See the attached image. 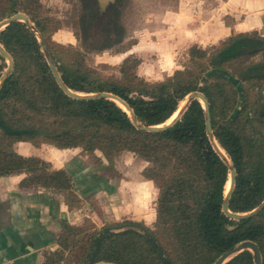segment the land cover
<instances>
[{
	"label": "trees",
	"instance_id": "1",
	"mask_svg": "<svg viewBox=\"0 0 264 264\" xmlns=\"http://www.w3.org/2000/svg\"><path fill=\"white\" fill-rule=\"evenodd\" d=\"M19 12L30 18L70 90L114 94L129 105L136 122L114 101L77 100L67 95L58 85L32 25L14 22L0 32V44L15 63L0 89V177L25 174L21 188L48 189L63 195L70 209L81 206L67 170H54L44 159L15 151L16 143L29 142L36 147L99 149L112 163L115 156L132 152L148 163L142 176L159 190L154 229L124 222L86 233L83 225L63 223L59 250L47 253L44 264H214L244 241L259 246L264 264V210L239 221L223 211L230 169L211 143L203 104L193 101L180 120L159 133L141 131L136 125H165L191 93H204L214 138L236 169L229 210L245 214L260 206L264 201V102L253 106L247 102L240 108L243 87L228 72L238 58L257 54L248 52L250 44L243 43L249 36L229 38L209 57L206 50L192 47L196 69L177 71L162 82L140 79V61L134 57L125 60L122 80L104 79L86 65L80 51L70 54L54 47L58 45L52 36L60 24L43 15L40 0H6V6L0 7V22ZM88 30L83 25L85 37ZM113 31L115 39L109 36L103 49L122 41L124 28L114 22ZM207 57V65L201 63ZM259 65L245 72L252 73ZM7 68L6 58L0 54V80ZM207 73V84L202 86ZM112 165L105 172L120 177ZM126 227L145 233L135 229L114 232ZM67 251L72 254L70 260L65 257ZM226 264H255L253 253L245 250Z\"/></svg>",
	"mask_w": 264,
	"mask_h": 264
},
{
	"label": "rangeland",
	"instance_id": "2",
	"mask_svg": "<svg viewBox=\"0 0 264 264\" xmlns=\"http://www.w3.org/2000/svg\"><path fill=\"white\" fill-rule=\"evenodd\" d=\"M41 1L43 15L51 16L60 24V29L52 36V41L60 47H54L70 54L80 51L86 65L104 79L122 80L121 68L125 60L134 57L140 61L137 69L140 79L149 83L162 82L175 75L177 71L196 69L197 66L190 55L192 47L206 50L209 57L215 48L225 42L221 41L206 48L191 41H188L186 45L180 42V48H177L173 58L170 56L171 47L168 35L169 33L177 34L180 30L182 31V28L178 23L169 25V23L163 22L162 15L177 11L180 0H122L120 23L124 28L123 39L111 48L103 49L109 41L106 34L108 28L105 26L108 18L105 20L94 19L90 22V33L84 37L79 22L82 10L78 0ZM1 6H6V0H0ZM23 7L24 5L20 8ZM164 24H167V31ZM246 34L264 39V36L262 37L264 29ZM187 39L189 40V38ZM132 51L134 52L132 53ZM208 57L201 63L207 65ZM263 62L264 51H260L253 55H244L228 66L229 74L243 87V99L240 98L242 102H239L241 106L247 102L253 106L264 101V81H242V75L249 67ZM6 63L8 65L7 60ZM209 76L210 73L203 75L202 86L207 84ZM181 105L182 103L180 108ZM249 116H253L251 110H249ZM37 148H40L41 156L39 158L49 161L47 158L53 157V161L57 165H61L65 161L73 167L80 162L78 159L86 161L83 165H86L85 168L89 172L85 174L86 176L79 174L77 180L84 188H90L88 191L90 196H87L88 198L85 196L86 203L81 210L72 214L70 222L79 226L83 225L86 233L94 232L106 225L124 222L141 223L154 229L159 190L153 182L145 183L146 181L142 177V171L148 166L146 161L143 162L132 152L125 153L128 151L115 156L112 163L99 149L94 151H87L81 147L66 149L67 151L62 156L54 157L52 156L53 152L57 149L55 146L41 144ZM109 164H113L112 166L118 169L120 177H111V173L105 172V168ZM50 165L53 166L51 163ZM87 219L88 222L85 223ZM127 229L145 233L137 227L116 229L114 232L120 233ZM79 238L81 239V236ZM57 250L59 247L54 243L50 245V250L47 252ZM71 255L70 251H67L66 259L70 260Z\"/></svg>",
	"mask_w": 264,
	"mask_h": 264
},
{
	"label": "crops",
	"instance_id": "3",
	"mask_svg": "<svg viewBox=\"0 0 264 264\" xmlns=\"http://www.w3.org/2000/svg\"><path fill=\"white\" fill-rule=\"evenodd\" d=\"M162 20L169 25L178 23L182 28L177 34L168 35L170 56L174 58L180 42L186 45L191 41L206 48L239 34L263 30L264 0H180L177 11L163 14ZM14 149L25 157L41 156L40 148L29 142L16 143ZM55 150L54 157L67 151ZM47 160L54 170L64 169L71 174L81 206L70 209L63 195L48 189L21 188L25 174L0 177V264H44L50 245L58 246L63 223L78 225L70 222V217L82 209L85 196H90V188H84L77 180L79 174L86 176L89 172L83 165L86 161L78 159L80 162L72 167L65 161L57 165L53 157Z\"/></svg>",
	"mask_w": 264,
	"mask_h": 264
},
{
	"label": "water",
	"instance_id": "4",
	"mask_svg": "<svg viewBox=\"0 0 264 264\" xmlns=\"http://www.w3.org/2000/svg\"><path fill=\"white\" fill-rule=\"evenodd\" d=\"M14 22H24L28 25H32L30 18L25 13H17L15 15H13L12 17L5 19V20L0 22V32L2 30H4L8 25H10ZM32 30L36 33V35L38 37V40H39L40 45L42 47V51L45 54L48 65L50 66L52 73H53L58 85L67 95H69L70 97L77 99V100H94V99L104 98V99L114 101L117 104L120 103V104L124 105L126 108V110H124V109L123 110L129 114V116L132 118V120L134 122H136V117H135L132 109L129 107V105L123 99H121L120 97H118L114 94L107 93V92L96 93V94H83V93L73 92L72 90H70L65 85L64 81L62 80L61 74L58 71L57 65H56V63L52 57V54L50 53L46 43L44 42L43 38L41 37L39 32L34 28L33 25H32ZM248 41H250L252 44H255V45L258 44L257 39L244 40L243 42H248ZM0 54L3 57H5L7 62H8V68L6 69L4 75L2 76V78L0 80V89H1V87L4 84V82L6 81V79L13 73L14 68H15V63H14V59L12 58V56L5 50V48L1 44H0ZM241 95H243V92L241 93ZM186 100H187V103H186L185 107L178 113V115L175 117V119H173V121L171 123H169V124L166 123L165 125H158V126H148V127L136 123L137 128L141 131H146L149 133L162 132L165 129L173 126L178 120H180V118L188 110L189 106L191 105V103L193 101L199 100L203 104L205 112H206V124H207L208 133H209L211 143H212L215 151L219 154V156L228 165V167L230 169L231 187H230V190L228 192L226 191V197H225L224 203H223V211L230 218H232L236 221L256 216L257 214H259L261 211L264 210V201L260 206H258L256 209H254L253 211H251L249 213L238 214V213H232L229 210V201H230L231 195L234 191L235 183H236V169L232 165L230 159H228V157L221 152L220 146L218 145V143L216 142V140L214 138L210 104H209V101H208L207 97L205 96V94L202 92H193L187 97ZM241 102H242V100H241ZM240 104H239V107L242 108V106ZM245 250H249L253 253L255 264H263V258H262V253L260 251V248L253 241L241 242L233 250L222 255L214 264H226L231 259H233L235 256L244 252ZM99 264H107V263H99Z\"/></svg>",
	"mask_w": 264,
	"mask_h": 264
},
{
	"label": "flooded vegetation",
	"instance_id": "5",
	"mask_svg": "<svg viewBox=\"0 0 264 264\" xmlns=\"http://www.w3.org/2000/svg\"><path fill=\"white\" fill-rule=\"evenodd\" d=\"M9 1V0H7ZM81 6V10H82V14L79 17V22H80V28L82 30V35L84 36V32H83V25L85 26H89L90 29V25L89 23L92 22L94 19H98V20H105L106 18H108V20H106V28H108L106 30V34L107 36H112L114 39V31H113V26H114V22L119 23L120 26V17H121V6L122 0H78ZM40 3L42 4V1L40 0ZM22 13V12H19ZM27 15V14H26ZM28 16V15H27ZM12 16L7 17L6 19L10 18ZM105 22V21H104ZM88 33H90V31L88 30ZM113 34V35H112ZM264 35H262L263 37ZM85 37V36H84ZM251 39H257L258 40V44H252L250 41L248 42H243V43H249L250 45L247 46V51L251 52V53H260V51H264V39L261 37H254V36H249L248 38L244 39V40H251ZM243 40V41H244ZM260 65L258 66V68L256 69V71L252 72V73H248L245 72L243 73V77H242V81L247 80L248 77H264V62L263 63H259ZM264 81V80H262ZM264 102V101H261Z\"/></svg>",
	"mask_w": 264,
	"mask_h": 264
},
{
	"label": "bare ground",
	"instance_id": "6",
	"mask_svg": "<svg viewBox=\"0 0 264 264\" xmlns=\"http://www.w3.org/2000/svg\"><path fill=\"white\" fill-rule=\"evenodd\" d=\"M187 101H183L182 102V105H181V108L174 114V116L167 122V124L171 123L173 121V119H175V117L178 115V113L185 107ZM124 110H126L125 106L118 103ZM184 106V107H183ZM220 150L221 152L226 155L228 157V155L226 154L227 152H225L221 147H220ZM229 159V157H228ZM230 187H231V179H229L228 183H227V192L230 190Z\"/></svg>",
	"mask_w": 264,
	"mask_h": 264
}]
</instances>
